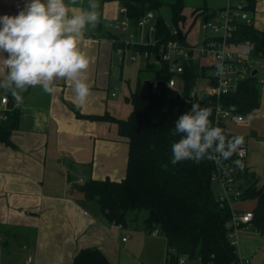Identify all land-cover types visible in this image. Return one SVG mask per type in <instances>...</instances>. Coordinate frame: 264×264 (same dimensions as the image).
Wrapping results in <instances>:
<instances>
[{"label": "crops", "instance_id": "0c3cea01", "mask_svg": "<svg viewBox=\"0 0 264 264\" xmlns=\"http://www.w3.org/2000/svg\"><path fill=\"white\" fill-rule=\"evenodd\" d=\"M196 1L189 12L197 11L193 14L200 15L202 22L219 16L221 9H230L247 14L253 19V28L264 32V0ZM26 2L0 0V16L17 15ZM68 2L70 14L88 4V0H76L75 5H71V0ZM98 4L100 23L87 31L79 44L92 60L88 70L92 96L86 105L75 103L71 84L66 80L56 81L57 90L51 95L45 94L40 86L29 87L22 93L20 103L0 89V122L6 110L18 111L10 145L0 142V264H73L74 257L88 248H96L110 264H124L132 257L128 240L122 242L123 235L119 238L118 232L125 226L117 229L98 206L96 209L77 190L90 179L120 182L125 177L128 156L127 141L117 134L115 124L86 118L108 115L126 119L131 112L127 98L117 97L119 88L114 84L119 82L124 87V67L116 63L112 40L124 41L125 37L108 28L119 18L121 6L116 0H98ZM184 23H179L178 30L188 43H193L188 35L194 28H186ZM105 31L113 39L106 38ZM203 37L200 30L195 39ZM237 46L233 44L230 48L237 52L234 49ZM201 63L208 66L213 60L205 58ZM144 66L143 61L141 68ZM3 77L0 72V79ZM2 98L7 99L6 104L1 103ZM251 116L250 122L245 119L238 124L225 123L224 132L226 136H244L246 176L264 190V85L260 105ZM255 204L254 200H248L233 206L245 212L252 211ZM259 239L264 240L252 227L240 233L238 259H248L250 264L253 259L256 264L261 257L264 259Z\"/></svg>", "mask_w": 264, "mask_h": 264}, {"label": "trees", "instance_id": "16d2710c", "mask_svg": "<svg viewBox=\"0 0 264 264\" xmlns=\"http://www.w3.org/2000/svg\"><path fill=\"white\" fill-rule=\"evenodd\" d=\"M116 1L121 8L126 9V17L132 27L146 12L158 11L164 5L170 7L171 18L177 30L179 23L185 22L182 14L183 0ZM223 10L225 9L220 11ZM99 30L102 31L101 27ZM172 33L161 18L156 19V40L161 42L174 37L181 38L180 34L175 36ZM105 34L106 38L113 39L106 31ZM232 42L235 45L247 43L248 47L254 45L248 55L264 60V32L256 31L253 26L239 24ZM113 46L121 47L122 44L113 43ZM134 49L137 53L156 51L153 46H136ZM168 67L167 63L153 61L147 62L139 70L150 74L152 80L147 82L153 88L141 92L140 86L143 83L138 72V87L127 98L131 112L126 119L108 115L86 117L115 124L117 134L127 141L128 156L125 177L120 182L90 179L77 190L86 200L95 202L103 216L115 225L125 226L129 212H146L143 219L144 230L152 233L157 229L165 239V264H177V259L181 256L190 260L199 258L203 262L212 261L215 264H235L238 260L237 252L226 236L225 224L229 214L218 208L210 187L213 161L205 159L198 164L190 160L176 165L170 163L171 145L180 139L179 134H173L175 121L180 115L190 111L191 104L212 108L210 120L213 126L224 129V125L214 123L213 98L190 97L196 80L205 77L208 72L194 60L183 62V72L178 75L179 83H183L180 85L181 91H178L170 89L165 83L171 76ZM260 92L261 85L257 77H249L237 86L235 92L224 95L221 101L225 108H232L237 115L247 116L258 109ZM17 116L18 111L12 108L4 113V119L0 122L1 143L10 145L9 137L17 125ZM246 173L238 176L242 180L241 200L256 202L252 210L251 227L263 238L264 190L248 179ZM73 264L110 263L96 248H88L74 257Z\"/></svg>", "mask_w": 264, "mask_h": 264}, {"label": "clouds", "instance_id": "9594fccd", "mask_svg": "<svg viewBox=\"0 0 264 264\" xmlns=\"http://www.w3.org/2000/svg\"><path fill=\"white\" fill-rule=\"evenodd\" d=\"M75 4L76 0H71V5ZM69 8L68 0H27L17 15L0 16V72L4 73L0 89L17 103L22 102V93L29 87L40 86L45 94L55 93L58 80L70 82L78 106L86 105L92 96L88 73L92 60L79 44L85 33L100 23L98 0H88L87 7L71 14ZM253 47L249 45L248 51ZM216 69V75L222 77L223 63L218 62ZM230 114L224 112L226 117ZM211 115L212 108L193 103L190 111L175 121L173 134H179L180 139L171 145L172 165L186 160L198 164L205 159L219 165L234 154L245 155L244 136L226 137L223 128L213 126ZM232 119L250 122L253 117L249 114ZM234 163L243 166L242 159Z\"/></svg>", "mask_w": 264, "mask_h": 264}, {"label": "built area", "instance_id": "2783aa9c", "mask_svg": "<svg viewBox=\"0 0 264 264\" xmlns=\"http://www.w3.org/2000/svg\"><path fill=\"white\" fill-rule=\"evenodd\" d=\"M119 18L114 24H109L108 28L119 31L124 35V41L112 40V44H122L115 46L114 53L116 63L119 66L125 67L135 63L138 58L143 59L145 65L147 62H162L169 65V74L171 75L165 83L170 89L181 91L180 75L183 72L182 63L189 60L197 62L200 68L207 70L208 74L203 79L209 82V85L202 89L196 88L191 91L190 97L198 99L210 97L214 100V123L216 125H224L225 123L238 124L234 121L233 116H240L234 113L232 108H225L221 101L226 94L236 91L237 86L252 76V72L256 71L261 76L256 75L258 83L264 85V60L260 58L250 57L248 54L243 55L233 51L230 46L233 35L239 24L253 26V19L245 13L233 12L230 9H225L219 13V16L212 17L205 21H201L200 30L204 37L195 45L186 41L185 35L179 30H175L173 35H181V38L174 37L172 40L159 42L155 38L156 34V18L152 11L146 12L135 26H131L127 17L126 9H119ZM167 26V25H166ZM136 46H153L155 53L143 51L137 53ZM210 58L213 60L208 66H202L201 60ZM222 58V61H221ZM222 62L225 66L224 75H216V64ZM263 75V76H262ZM197 81V80H196ZM7 99L2 98L1 103L6 104ZM229 111L230 116H225L224 112ZM4 119V118H3ZM245 155L241 158L234 154L229 160H223L219 165L214 163V170L211 174V182H216L219 186V192L216 196L217 206L221 211H227L229 219L226 222V236L230 244L235 246L238 236L244 231L251 228L253 220L252 211L241 212L234 208V203L241 200L242 195V180L239 175L247 172V152L243 147ZM242 159V167H237L235 160ZM117 229H123V226L116 225ZM153 235H159L157 229L153 230ZM264 238V237H263ZM126 238H122L125 242ZM31 261L27 259V263ZM169 261V253H168ZM177 264H215L212 261L203 262L201 259L190 260L184 256L177 259ZM235 264H250L248 259L237 260Z\"/></svg>", "mask_w": 264, "mask_h": 264}, {"label": "rangeland", "instance_id": "374dc122", "mask_svg": "<svg viewBox=\"0 0 264 264\" xmlns=\"http://www.w3.org/2000/svg\"><path fill=\"white\" fill-rule=\"evenodd\" d=\"M184 3L185 5L183 9V14L186 17V22L184 23L183 26H185L186 28L192 26L194 28V30L192 29L193 31L189 33L188 38L190 42H193L191 44L195 45L200 41L195 38L198 37V34L200 33L199 26L202 19L200 15L193 14L194 11H192V13H190L189 11H191L190 7H194L195 4L198 2L196 0L193 1L185 0ZM153 13L156 19L161 18L165 22V24L167 25V27L171 32H175L177 27L172 21L171 10L168 5H164L160 7L158 11H154ZM114 32L115 35H118L120 37L122 36V34H120L119 31L118 32L114 31ZM234 49L237 50V52L239 53L243 52V55H247L249 52L248 47L245 44L238 45L237 47H234ZM142 64L143 61L138 59L137 62L133 63L132 65L125 66L123 68L122 84L124 85V87L119 82L114 83L116 85V88H119L118 92L116 93L119 99L123 100V98H129L130 94L135 92L138 72H139V79L143 83L140 86L141 92L147 89V85L145 84V82H147V80H152V78L150 74L140 72ZM259 76L260 75H258V77ZM208 85L209 82L201 77L198 78L196 81L197 89H202L203 87H206ZM127 107H130L131 109L129 103L127 104ZM210 187L214 197H216L219 192L218 184L216 182H211ZM90 203L93 204V206L96 209H98L97 208L98 205L95 202L90 201ZM146 214L147 213L144 211L129 212L126 215L124 229L123 230L119 229L121 230L119 232L117 231L119 233V238H121L123 235L125 236L126 240H128L126 244L127 247L130 248L129 254L132 256V257L129 256L128 258L126 257L127 259L124 264H130V263L135 264L134 260H136L139 264H165V258H166L165 239L159 235L149 234L146 231H145L146 233L144 232L143 219L145 218ZM258 241L262 244L261 246L262 254L264 255V240L259 239ZM120 243H121V239H120ZM237 248H238V243L235 245L236 251ZM251 264H256V259H253V261H251ZM257 264H264V259H262L261 257Z\"/></svg>", "mask_w": 264, "mask_h": 264}, {"label": "water", "instance_id": "95a60500", "mask_svg": "<svg viewBox=\"0 0 264 264\" xmlns=\"http://www.w3.org/2000/svg\"><path fill=\"white\" fill-rule=\"evenodd\" d=\"M255 74H256V71H253V72H252V76H254ZM145 84L147 85V89H148V90H152L153 85H152L151 83L146 82ZM160 236H161V234H160Z\"/></svg>", "mask_w": 264, "mask_h": 264}]
</instances>
